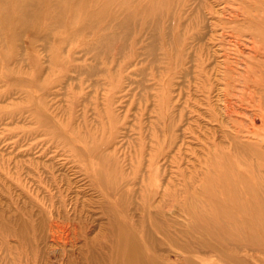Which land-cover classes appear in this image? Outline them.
<instances>
[{
  "label": "rangeland",
  "instance_id": "rangeland-1",
  "mask_svg": "<svg viewBox=\"0 0 264 264\" xmlns=\"http://www.w3.org/2000/svg\"><path fill=\"white\" fill-rule=\"evenodd\" d=\"M34 1L27 24L0 0V264H107L120 224L159 264H264V242L221 250L187 206L236 157L264 201V0H137L107 47L85 4Z\"/></svg>",
  "mask_w": 264,
  "mask_h": 264
},
{
  "label": "bare ground",
  "instance_id": "bare-ground-1",
  "mask_svg": "<svg viewBox=\"0 0 264 264\" xmlns=\"http://www.w3.org/2000/svg\"><path fill=\"white\" fill-rule=\"evenodd\" d=\"M42 2L43 1L35 2L34 0H24V8H21L24 12V16L31 17L33 12L41 7L40 4ZM153 2H158V0H153ZM81 3L88 6L89 9L87 14L88 17L86 16L87 23L85 28L93 32V30L99 26L102 30L112 31L110 34L99 36V41L104 47H107V45L115 42L117 39H122L126 43V40L128 41L130 38L131 32L129 29L131 23L134 21L131 15H138V13L143 12V9L136 4L138 3L137 0H57L56 6L60 13L56 14V17L59 19L62 13L67 12L68 6L77 7ZM133 5H135V8H133ZM79 10V8H76L74 11L79 12ZM130 10L133 11L131 15L129 14ZM122 12L123 17H120L119 14ZM36 14L40 17L38 13ZM61 18L58 20L59 22H61ZM26 23H31L28 21V17ZM116 27H122L124 30L121 31V33H119L120 31H113L118 30ZM139 42L140 39L136 40V43ZM75 149L76 151H80L84 159L88 161L95 180L98 184L100 183L99 185L103 189L105 188L106 194L118 199L120 194L117 189L119 186V177L117 174L111 171L102 161L99 160L95 162L90 160L88 158V152L90 150L88 147H82L76 144ZM237 160L239 161L238 157L233 160L234 165L229 166L236 177L231 175L224 167L218 168L217 165H215L213 170L216 176L212 181L208 182V186L203 187L202 196L193 197L192 200L187 202L188 212H190L191 218L195 222L201 221L204 224L200 227L205 230L203 232L205 236L209 237L211 240L214 239L219 243H223L224 246L220 243L221 250L226 247L225 244H227L228 240L242 242L245 244V247L255 243L263 244L264 242V201L260 199L258 194L261 180H259L260 177H256L253 180L247 178L245 172L252 169V166L242 161H239L241 163V165H239ZM253 188H255L258 193H256ZM211 225L217 227L214 229L216 231L211 229ZM126 231L128 232V230L120 224L118 235L115 234L117 235L116 239H112V254L109 260H107V264H112L113 257L115 259L113 261L114 264H159L156 263L151 256H146L139 238L131 231H129L127 235ZM160 231L167 240L170 239L166 228H161L159 229V232ZM204 246L206 245L204 244ZM207 246L209 247V245ZM182 249L188 252L192 250L188 245H183ZM148 250L150 251V249Z\"/></svg>",
  "mask_w": 264,
  "mask_h": 264
}]
</instances>
